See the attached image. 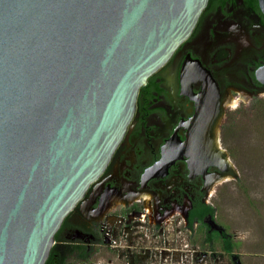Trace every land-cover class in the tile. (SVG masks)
Listing matches in <instances>:
<instances>
[{
  "label": "water",
  "instance_id": "obj_1",
  "mask_svg": "<svg viewBox=\"0 0 264 264\" xmlns=\"http://www.w3.org/2000/svg\"><path fill=\"white\" fill-rule=\"evenodd\" d=\"M207 1L0 0V264H45Z\"/></svg>",
  "mask_w": 264,
  "mask_h": 264
},
{
  "label": "flooded vegetation",
  "instance_id": "obj_2",
  "mask_svg": "<svg viewBox=\"0 0 264 264\" xmlns=\"http://www.w3.org/2000/svg\"><path fill=\"white\" fill-rule=\"evenodd\" d=\"M263 99L264 0H208L139 89L123 138L63 220L45 264H141L151 260V247L140 246L151 226L161 234L178 225L190 245L221 250L217 236L233 237L216 222L214 200L237 177L222 126L228 113Z\"/></svg>",
  "mask_w": 264,
  "mask_h": 264
},
{
  "label": "rangeland",
  "instance_id": "obj_3",
  "mask_svg": "<svg viewBox=\"0 0 264 264\" xmlns=\"http://www.w3.org/2000/svg\"><path fill=\"white\" fill-rule=\"evenodd\" d=\"M221 134L237 177L219 187L214 208L216 222L236 244L232 256L221 250L212 255L194 240L190 245L188 231L178 225L161 234L151 226V239L140 245L151 247V260L141 264H232L233 258L238 264H264V99L228 113Z\"/></svg>",
  "mask_w": 264,
  "mask_h": 264
},
{
  "label": "trees",
  "instance_id": "obj_4",
  "mask_svg": "<svg viewBox=\"0 0 264 264\" xmlns=\"http://www.w3.org/2000/svg\"><path fill=\"white\" fill-rule=\"evenodd\" d=\"M209 213L212 214V211H209ZM217 238H219V245H220L221 251L225 252L228 255L231 254L233 252V249L236 246L233 240L226 233H223L222 235L217 236ZM212 240H214V238H212L211 236L209 237L207 241L210 242Z\"/></svg>",
  "mask_w": 264,
  "mask_h": 264
}]
</instances>
